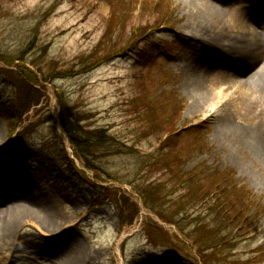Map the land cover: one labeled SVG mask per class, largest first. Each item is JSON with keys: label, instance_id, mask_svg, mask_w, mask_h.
<instances>
[{"label": "rangeland", "instance_id": "374dc122", "mask_svg": "<svg viewBox=\"0 0 264 264\" xmlns=\"http://www.w3.org/2000/svg\"><path fill=\"white\" fill-rule=\"evenodd\" d=\"M108 23L124 28V41L133 48L82 72L79 63L100 43ZM187 24L179 0H0V197H15L13 205L30 211H41L47 197L56 208L48 226L30 213L8 226L0 213V264H64L61 254L74 241L82 249L77 264H217L205 262L202 247L144 203V189L165 192L160 186L171 180L146 157L158 154L163 141L153 144L172 129L181 134L176 147L183 160L172 165L184 172L199 165L208 173L232 171L237 186L259 203V217L218 264H264V163L218 136L205 108L189 112ZM14 57L21 60L4 62ZM141 94L158 99L162 128L156 138L145 130L144 111L139 115L130 104ZM61 112L89 130H109L115 140L96 150L105 154L96 159L102 170L90 171L77 159L61 129ZM8 180L29 181L30 190L11 193ZM174 185L169 200L184 194ZM6 207L2 203L0 211ZM186 214L173 213V220ZM56 235L60 239L52 241ZM50 248L62 250L60 257L42 253Z\"/></svg>", "mask_w": 264, "mask_h": 264}, {"label": "bare ground", "instance_id": "6f19581e", "mask_svg": "<svg viewBox=\"0 0 264 264\" xmlns=\"http://www.w3.org/2000/svg\"><path fill=\"white\" fill-rule=\"evenodd\" d=\"M179 1L188 16L184 40L190 48L188 68L193 70L184 82L191 96L189 112L195 114L205 108V118L215 126L218 136L238 143L247 157L264 163V0ZM257 104L259 109L251 112ZM30 184L8 180L6 190H30ZM8 199L0 197V205L7 204L0 213L8 226L26 213L44 226L55 218L56 208L47 197L41 211L13 205L15 197ZM51 239L60 238L56 235ZM65 250L67 253L50 248L42 253L56 258L62 253L64 264H77L81 246L74 241L73 247Z\"/></svg>", "mask_w": 264, "mask_h": 264}, {"label": "trees", "instance_id": "16d2710c", "mask_svg": "<svg viewBox=\"0 0 264 264\" xmlns=\"http://www.w3.org/2000/svg\"><path fill=\"white\" fill-rule=\"evenodd\" d=\"M116 30L121 33L120 37L112 41L109 37L110 33H115ZM106 31L100 43L79 63L78 66H80L79 68H81L82 72H87L99 64L126 53L133 45L132 42L128 44L129 41H124L125 29L121 26L108 23ZM19 60L21 59L14 57L7 61L4 60V62L14 64ZM66 73H68V70ZM4 74L12 76L14 72L5 70ZM33 76L36 78L35 75ZM7 78L10 80L8 76ZM130 104L136 107L139 115L144 111L145 127H147L145 130L148 129V132L154 134L153 138H156L158 136L156 134L157 129L159 128L160 130L162 128L160 127L162 125L160 119H157V109L160 107L158 106V99L149 96L148 100V98L141 94ZM140 108L142 109L141 111ZM60 122L64 130L68 133L69 140L75 147L78 158L92 171L101 169L96 164V159L97 156L101 158L105 154L98 155L96 150L102 149L105 145H110L115 140L108 135L109 130H89L80 120H72L68 115H64V112L63 114L61 112ZM176 133L177 130L173 131L172 129L166 134V140L164 138L157 139V142L153 146L163 141L157 150L158 154L146 157L151 163L154 162L155 167L171 175L169 184H172V186L168 187L169 184L168 186H160L166 189L167 192L162 191V189L156 191L153 187L148 188V190L144 189V203L160 219H163L167 223L176 224L194 244L202 247L200 253L201 255L203 253L202 258H206L205 262L215 259L217 263H220L226 254L224 250L232 252L231 244L243 236L239 234L245 232V227L251 226L249 225L250 221H254V219L259 217L256 211L259 208V203L253 201L255 199L244 188L237 186L233 172L214 171L208 173L207 170L203 169L202 165L184 172L183 167L172 165L174 163L182 165L183 162L182 158L178 157L180 154L176 147L177 139L180 138L181 134ZM164 151L165 153L161 154ZM176 179H178V184L176 183ZM175 183L177 185H174ZM173 185L174 187L180 185L184 191V194L178 200H169L168 192L173 189ZM189 211H192L193 215H190ZM185 212L187 214L183 216V221L181 219L173 220L175 219L173 213L179 216ZM191 224L194 227L187 230ZM217 239L219 240L216 242ZM224 241L227 242V245L223 246ZM229 244L230 246L227 248L226 246ZM224 247L226 248L223 249ZM206 250L213 252L212 257L207 258L205 256L204 252ZM227 257L229 256L227 255Z\"/></svg>", "mask_w": 264, "mask_h": 264}]
</instances>
